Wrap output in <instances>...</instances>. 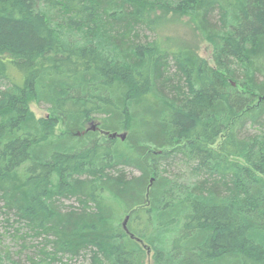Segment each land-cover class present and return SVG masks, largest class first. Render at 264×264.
<instances>
[{
	"label": "trees",
	"instance_id": "1",
	"mask_svg": "<svg viewBox=\"0 0 264 264\" xmlns=\"http://www.w3.org/2000/svg\"><path fill=\"white\" fill-rule=\"evenodd\" d=\"M0 204V264H264V0H0Z\"/></svg>",
	"mask_w": 264,
	"mask_h": 264
},
{
	"label": "rangeland",
	"instance_id": "2",
	"mask_svg": "<svg viewBox=\"0 0 264 264\" xmlns=\"http://www.w3.org/2000/svg\"><path fill=\"white\" fill-rule=\"evenodd\" d=\"M169 19V20H168ZM168 19L160 22L158 29L156 30L155 35L149 34L150 38L153 40L157 39L161 42V45L164 47H168L169 49H185V48H193L197 51L199 56L205 60H207L210 64L213 63L212 54L213 49L209 42L204 40L198 32L193 30V25L188 23V18H175L171 14ZM147 36V35H146ZM150 39V40H151ZM30 109L35 115L36 118H42L47 115L46 106L38 105L37 103L31 102ZM128 174H138L137 171L131 168H125ZM2 205V204H0ZM59 205L65 207H77L78 203L76 199H61L59 201ZM7 219V220H6ZM9 220V221H8ZM125 220V217L122 218V222ZM15 219L13 215H5L4 211L0 206V239L3 248L10 249L11 253L19 259L27 260L26 256L33 257L37 256L40 260V255L43 254L41 251L43 250L44 238L36 237L31 234V236H27V238H21L15 230L18 228L19 223ZM27 231L25 228L21 231L20 235ZM24 236V235H22ZM149 259L147 264H152L150 261V250H148ZM90 264L89 255H81L78 258H69L68 256L63 257L62 263L56 262L55 264Z\"/></svg>",
	"mask_w": 264,
	"mask_h": 264
},
{
	"label": "water",
	"instance_id": "3",
	"mask_svg": "<svg viewBox=\"0 0 264 264\" xmlns=\"http://www.w3.org/2000/svg\"><path fill=\"white\" fill-rule=\"evenodd\" d=\"M92 126H93L92 129L95 130L96 127L94 125H92ZM103 133L105 135L109 136V138H111V139L120 138L122 141H124L127 138V134L126 133H122V134H118V133L111 134V133H108V132H103ZM127 222H128V217L123 222V226H124L125 229H126Z\"/></svg>",
	"mask_w": 264,
	"mask_h": 264
}]
</instances>
